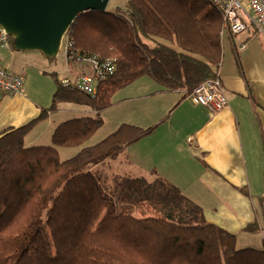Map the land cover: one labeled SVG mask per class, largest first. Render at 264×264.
<instances>
[{
	"label": "trees",
	"instance_id": "obj_1",
	"mask_svg": "<svg viewBox=\"0 0 264 264\" xmlns=\"http://www.w3.org/2000/svg\"><path fill=\"white\" fill-rule=\"evenodd\" d=\"M221 32L220 12L210 0H125L122 7L77 14L66 32L73 47L113 58L115 70L94 95L57 80L51 105L1 132L0 264H264V248H238L235 233L206 221L202 208L174 185L126 177L111 186L91 171L156 125L121 123L82 145L101 126L98 113L111 105L112 94L134 80L146 77L158 90L181 91L184 98L217 76ZM58 101L85 105L96 115L58 123L51 144L25 145ZM65 147L77 150L60 159L58 149ZM260 207L264 216V196ZM257 228L251 221L244 230Z\"/></svg>",
	"mask_w": 264,
	"mask_h": 264
},
{
	"label": "crops",
	"instance_id": "obj_2",
	"mask_svg": "<svg viewBox=\"0 0 264 264\" xmlns=\"http://www.w3.org/2000/svg\"><path fill=\"white\" fill-rule=\"evenodd\" d=\"M220 38L218 76L226 105L214 112L190 95L181 98L177 90L145 89L135 97L133 124L156 127L131 145V159L136 169L158 173L199 205L206 221L235 233L238 248H264V25L259 28L246 20L244 30H222ZM9 49L0 47L2 67L1 58ZM68 69L71 76L77 71ZM27 81L25 76V85ZM169 95L173 99L165 109L159 108L162 101L155 108L142 103ZM42 104L27 92L1 94L0 134L37 118L46 108ZM251 221L257 230L245 231Z\"/></svg>",
	"mask_w": 264,
	"mask_h": 264
},
{
	"label": "rangeland",
	"instance_id": "obj_3",
	"mask_svg": "<svg viewBox=\"0 0 264 264\" xmlns=\"http://www.w3.org/2000/svg\"><path fill=\"white\" fill-rule=\"evenodd\" d=\"M125 0H109L107 9H114L122 7ZM3 52V50H2ZM6 54H3L1 58L2 64L6 65L7 62L10 65H4L8 71L20 73L28 77L26 85L24 84V92H27L28 97L39 100L43 103L42 107L51 105L52 92L56 86L57 80L64 77H71L67 64L61 54V51L57 56L49 61L44 58L39 52L28 51L19 52L13 49L5 50ZM13 54V55H9ZM3 66V67H4ZM25 82V80H24ZM26 87V88H25ZM153 87V91L157 87L156 84L146 77H141L134 80L129 85L118 89L111 96V105L99 111L98 116L101 119V126L92 134V136L84 142L82 145H91L103 137L114 131L121 123H135L133 105L135 97L138 94L145 92V89ZM157 89V88H156ZM178 96L183 95L181 91H174ZM150 98V99H149ZM142 99L143 104H150L155 108L157 101H162L161 109H165L167 105L172 101L173 96L165 97H149ZM91 110L85 105H80L70 101H58L53 111L44 120H38L31 128L25 137V145H47L51 144V133L59 122L67 119L89 115L95 116V111ZM49 122H52L51 125ZM132 145V144H131ZM129 145L122 152H120L115 158L106 159L103 163L92 168L91 171L99 177L101 182L107 180L108 185H115L121 182L123 178L144 177L150 182H154L158 178L156 184L162 183L171 184L158 173L154 171L143 172L133 166L132 149ZM77 148L65 147L58 149V155L60 159H64L72 156L76 152ZM116 176V179H114ZM118 177V178H117ZM161 180V181H160ZM162 182V183H161ZM122 183V182H121ZM256 245V244H254ZM254 247V246H252Z\"/></svg>",
	"mask_w": 264,
	"mask_h": 264
},
{
	"label": "built area",
	"instance_id": "obj_4",
	"mask_svg": "<svg viewBox=\"0 0 264 264\" xmlns=\"http://www.w3.org/2000/svg\"><path fill=\"white\" fill-rule=\"evenodd\" d=\"M220 12L222 30L238 33L245 29L246 20L256 27L264 25V0H210ZM0 47H9V39L0 27ZM68 68L77 70L71 77H64V87L94 95L99 81L106 79L114 70V60L96 54L80 52L72 45L66 34L62 37L59 52ZM58 52V53H59ZM24 75L8 71L0 65V95H24ZM190 96L210 111L217 112L226 105V97L219 76L201 82Z\"/></svg>",
	"mask_w": 264,
	"mask_h": 264
},
{
	"label": "water",
	"instance_id": "obj_5",
	"mask_svg": "<svg viewBox=\"0 0 264 264\" xmlns=\"http://www.w3.org/2000/svg\"><path fill=\"white\" fill-rule=\"evenodd\" d=\"M109 0H0V27L15 51L54 59L77 14L106 11Z\"/></svg>",
	"mask_w": 264,
	"mask_h": 264
},
{
	"label": "bare ground",
	"instance_id": "obj_6",
	"mask_svg": "<svg viewBox=\"0 0 264 264\" xmlns=\"http://www.w3.org/2000/svg\"><path fill=\"white\" fill-rule=\"evenodd\" d=\"M8 38H10L9 36H8ZM9 47H10V43H9ZM11 48V47H10Z\"/></svg>",
	"mask_w": 264,
	"mask_h": 264
}]
</instances>
